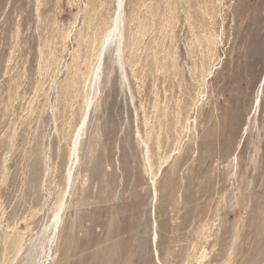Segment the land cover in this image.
Instances as JSON below:
<instances>
[{
    "label": "rangeland",
    "instance_id": "374dc122",
    "mask_svg": "<svg viewBox=\"0 0 264 264\" xmlns=\"http://www.w3.org/2000/svg\"><path fill=\"white\" fill-rule=\"evenodd\" d=\"M116 7L0 0V264H264V0H124L95 79Z\"/></svg>",
    "mask_w": 264,
    "mask_h": 264
},
{
    "label": "bare ground",
    "instance_id": "6f19581e",
    "mask_svg": "<svg viewBox=\"0 0 264 264\" xmlns=\"http://www.w3.org/2000/svg\"><path fill=\"white\" fill-rule=\"evenodd\" d=\"M123 3H124V0H117V7H116L117 11L115 12L116 15H115V18H114V21H113V26H112V28L110 30H108L107 34L105 35V38H104L103 43L101 45L102 46L101 47V51H100V53L98 55V58H97L96 67H95V70L93 72L94 73L93 76H94L95 79H97L99 74L101 73L100 72L101 71V61H102V58H103L102 56H103L104 48L108 44L114 42V40H115L116 44H117V46H116L117 47V49H116V60L118 62V66H119V69H120L121 77L123 78L124 81H126V78H125V75H124V71H123V67L121 65V57H120L121 49H122L121 46H124V45H122V43H123V41H122V38H123L122 37V34H123L122 33V31H123L122 30V21H123V19L122 18L124 17V16L122 17V14H123L122 13V11H123V9H122L123 8ZM123 28H124V26H123ZM213 67L210 68V70L208 71L207 75L212 73V71L214 69ZM260 87H262V86H260ZM201 98H202V96H201ZM90 106H91V101L90 100H86V110L84 112V115H83V117H82V119H81V121H80V123H79V125H78V127L76 129V131H75L74 137H73L72 148H71V151H70L71 152L70 167L68 168V171L66 173L67 174L66 189H64V191L62 192L60 198L58 199L57 205H56V207L54 209V212H53V215H52V218H51V221H50V225L48 226V229L51 230V234H52V237L48 241L51 244H52V242H53V240L55 238L56 232L58 231V227H59V225L61 223L62 213H63V210L65 209V206H66L65 198H66L67 195H69V192H70V188H71V184H72V177H73V169H72L73 167H71L72 166V161L73 160H75V161L77 160V149H78V145H79V141H80L82 132H83V130H84L85 126H86V123H87V118H88V114H89L88 112H89ZM257 106H258V100L255 103V110L257 109ZM151 185H152V190H153V199H155L156 198V190H155L154 181L151 182ZM153 236H154L153 237V241H154V244H155V241L157 239V233L155 231H154V235ZM43 252H45V251H43ZM154 252H155V256L157 258V252L156 251H154Z\"/></svg>",
    "mask_w": 264,
    "mask_h": 264
}]
</instances>
